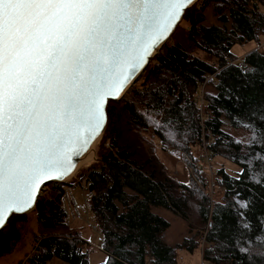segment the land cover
I'll return each mask as SVG.
<instances>
[{
	"label": "trees",
	"instance_id": "trees-1",
	"mask_svg": "<svg viewBox=\"0 0 264 264\" xmlns=\"http://www.w3.org/2000/svg\"><path fill=\"white\" fill-rule=\"evenodd\" d=\"M209 9L214 23L206 22ZM182 21L187 26L176 34ZM261 37L264 0H197L188 7L150 59L138 84L120 102L107 103L108 119L96 159L79 169L75 180L52 183L49 196L38 198L33 208L38 228L31 249L16 264H88L85 242L65 224L59 204L63 190L76 185H84L92 194L94 226L102 234V249L110 264H179L176 249L193 252L199 249L201 239L203 263L262 264L264 255L258 253H264V247L256 240L260 235L256 228L264 217V187L251 182L247 172L240 175L246 167L242 161L259 149L237 145L234 141L239 139L230 131L245 132L248 138L249 131L237 120L248 121L253 110L264 106ZM247 42L257 47L237 59L232 47ZM196 50L211 54L215 61L196 57ZM202 85L200 110L197 97ZM145 113L165 125L164 131L157 130ZM169 131L175 139L164 134ZM202 139L212 159H222L216 169L210 164V172L199 164L203 161L198 150ZM168 151L189 163L196 180L191 177L184 184L171 175L165 160ZM226 160L238 165L240 171L230 174ZM215 187L221 190L219 195ZM237 199L252 201L245 212L253 225L250 232L238 228ZM153 206L180 216L192 235H186L181 243H168L165 232L169 222L155 213ZM27 216L12 215L0 231V258L23 236L21 222H26ZM240 248L249 252L242 253Z\"/></svg>",
	"mask_w": 264,
	"mask_h": 264
},
{
	"label": "snow or ice",
	"instance_id": "snow-or-ice-1",
	"mask_svg": "<svg viewBox=\"0 0 264 264\" xmlns=\"http://www.w3.org/2000/svg\"><path fill=\"white\" fill-rule=\"evenodd\" d=\"M194 2L0 0V228L75 166L73 158L104 129L108 101L121 98ZM237 124L250 136L234 143L259 149L242 161L240 175L264 187V106ZM251 204L235 201L238 228L249 232ZM256 231L264 247V217Z\"/></svg>",
	"mask_w": 264,
	"mask_h": 264
},
{
	"label": "rangeland",
	"instance_id": "rangeland-1",
	"mask_svg": "<svg viewBox=\"0 0 264 264\" xmlns=\"http://www.w3.org/2000/svg\"><path fill=\"white\" fill-rule=\"evenodd\" d=\"M212 15H213L212 10L211 9L207 10V15H206V17H207L206 22L207 23L216 22L215 17H213ZM180 25L182 26V28L181 29L178 28L176 30V34H177V32L184 30L183 28H185L187 26L185 21L184 22L182 21ZM261 46L264 47V38H262V37H261V43H260L259 47H261ZM256 47H257L256 43L247 42V43H243V44L234 45L232 47L231 51L237 59H241L247 52L253 50ZM193 55H195L196 57H198V58H200V59H202L208 63H212L215 61L214 56H212L211 54H209L203 50H196L193 52ZM139 79L135 83L131 84L129 86V88L127 89V91L130 88H132L134 85L138 84ZM203 89H204V85H202L201 91L199 92L198 97H197L199 99V101H200L201 97H203V95H202ZM127 91L124 92L123 97L125 96ZM230 131L239 140L246 141L247 134L245 132L237 131L236 129H233V128H231ZM99 140L100 139L96 140V143L94 145V149H93L94 157H93V159H91L89 162H87L83 166L79 167L78 169H76V171L69 178H67L65 180L63 179L62 182H52V183H67L69 181L75 180L76 179V173L78 172V170L81 168H85L86 166H88L91 162H93L96 159L99 144H100ZM205 148H206V143H205L204 139H202L201 140V146L198 150L201 154H203ZM208 154H210V153L208 152ZM179 155L180 154L175 155L173 152H170V151L165 153V156H166L165 160H166V165L168 168L167 170L171 173V175H173L174 177L179 179L181 182H182V180L188 181L189 178H191V177L193 178L194 175H193V173H190L187 170V166H189V163H187L186 161L181 159V157ZM179 160H181V162ZM221 162H222V159L219 156H214L210 163L212 165V168L216 169V167L219 166V164ZM183 164L185 165V174H183L181 172V170H183V166H182ZM199 164L201 167H203V165L205 167H208V163L205 161L204 155H203V161ZM225 168L230 174H236L240 171V167L238 165L231 163L230 161H227V160L225 161ZM52 183H49L47 186L44 187V189L41 192V195L49 196L48 186L51 185ZM199 186H201V185H199ZM71 188L74 191L76 199L78 201H82L83 200V194L86 191V187L84 185H81V186L76 185L75 187L73 186ZM209 189L212 190L211 185L209 186ZM215 193H216V195H219L221 193V190L218 187H215ZM209 196L211 198L212 193H210ZM215 197L216 196H214V198ZM212 199L213 198H211V200ZM152 210L155 213L159 214L160 216L164 217L169 222V227L166 229V232H165V234H166L165 237H166V240L168 243H170V244L181 243L183 238L186 235L187 236L192 235V232L189 230L186 221L183 220L180 216H178V215L174 214L173 212H171L170 210H168L164 207H160V206H153ZM26 214L28 215L27 221L21 222V225H22L21 232L23 233V236L19 239L18 243L12 247L10 252L6 253L2 258H0V264H16L17 261L22 259L24 254L28 253V251L31 249V246L33 243V238H34V232L37 230L38 224L36 222L35 214L33 213V209L26 212ZM92 225H95V222L93 220V216L91 215V218L89 220H87L86 218L77 219V220L72 221L69 226H71L72 229L74 231L78 232L80 234L81 238H83V240L85 242L83 249H84V251H87V253H88V264H100V263H103L107 259V253L104 252V250L102 249L103 240H102L101 232L98 231L97 228H93ZM194 233L195 232H193V234ZM200 234H202L201 238H203L204 231L201 230ZM203 245H204V241H203V239H201V243L199 244V249H196L193 252L187 251L185 249H176V257H177L178 263L179 264H206V263H203L202 256H201ZM51 264H54V263H51ZM57 264H68V263L58 261Z\"/></svg>",
	"mask_w": 264,
	"mask_h": 264
},
{
	"label": "built area",
	"instance_id": "built-area-1",
	"mask_svg": "<svg viewBox=\"0 0 264 264\" xmlns=\"http://www.w3.org/2000/svg\"><path fill=\"white\" fill-rule=\"evenodd\" d=\"M202 106V97L199 101V108L201 110ZM204 159L208 163L207 170L211 171L210 162L212 161V156L208 154L207 149H204ZM187 170L191 172V168L187 166ZM194 178V177H193ZM195 179V178H194ZM92 194L90 191L86 190L83 194V200L78 201L75 197L74 191L71 187H67L63 190L60 198L59 204L64 212V222L66 225H70V223L77 219H84L86 218L89 220L91 218V207H90V199ZM93 228H96L92 225Z\"/></svg>",
	"mask_w": 264,
	"mask_h": 264
},
{
	"label": "water",
	"instance_id": "water-1",
	"mask_svg": "<svg viewBox=\"0 0 264 264\" xmlns=\"http://www.w3.org/2000/svg\"><path fill=\"white\" fill-rule=\"evenodd\" d=\"M196 1H197V0H195V2H196ZM195 2H194V3H195ZM189 7H190V6H189ZM181 19H182V18H181ZM181 19H180V21H181ZM180 21H179V22H180ZM179 22H178V23H179ZM177 25H178V24H177ZM177 25H176V26H177ZM175 28H176V27H175ZM175 28L172 30L171 34H172L173 31L175 30ZM171 34H170V35H171ZM170 35H169V36H170ZM169 36L167 37V39L169 38ZM167 39H166V40H167ZM166 40H165V41H166ZM165 41H164V42H165ZM164 42H163V43H164ZM163 43H161V44L159 45V47L154 51V53H153V55H152L151 58L154 57V55L158 52L159 48L162 46ZM151 58H150V59H151ZM146 67H147V66H146ZM146 67H145V68H146ZM144 70H145V69H144ZM144 70H143V72H144ZM143 72H142V73H141V74H140V75H139V76H138V77L132 82V84L135 83V82H136V81L142 76ZM130 85H131V84H130ZM130 85H129V86H130ZM129 86H128V88H129ZM128 88H127V89H128ZM127 89H126L125 91H127ZM123 95H124V93L121 95V98H120L119 100H113V99H110V100L120 102L121 99L123 98ZM110 100H109V101H110ZM109 101H108V102H109ZM102 132H103V130L99 133V135L96 136V138L90 143V145H91L92 143H94L96 140L99 139V137L101 136ZM90 145H89V146H90ZM89 146H88V147H89ZM82 155H83V154H82ZM82 155H81V156H82ZM81 156H79V157H74V158H73L74 165L77 164V162H78V160L80 159ZM74 168H75V166H74L69 172H67V173L64 175V178L67 177V176L73 171ZM64 178H63V179H64ZM63 179L48 181L46 184L42 185V187H41V191H40L39 195L37 196V198H36V200H35V203H36V201L38 200V198L40 197L41 192H42V190L44 189L45 186H47L49 183H52V182H62ZM35 203H34L33 206H32L29 210H27L26 212H28V211H30L31 209H33L34 206H35ZM26 212H23V213H26ZM23 213H14V214H12V215L23 214ZM12 215H11V216H12ZM11 216H9V218H10ZM9 218L7 219V222H6L5 226H4L3 228H0V231L3 230V229L7 226Z\"/></svg>",
	"mask_w": 264,
	"mask_h": 264
},
{
	"label": "bare ground",
	"instance_id": "bare-ground-1",
	"mask_svg": "<svg viewBox=\"0 0 264 264\" xmlns=\"http://www.w3.org/2000/svg\"><path fill=\"white\" fill-rule=\"evenodd\" d=\"M95 143H96V141L88 147V150L86 152H84L83 155L80 157V159L78 160L77 164L75 165V168L73 169V171L67 177H65L64 180L69 178L70 176H72V174L76 171V169L83 166L84 164L89 162L91 159H93V157H94L93 149H94Z\"/></svg>",
	"mask_w": 264,
	"mask_h": 264
},
{
	"label": "crops",
	"instance_id": "crops-1",
	"mask_svg": "<svg viewBox=\"0 0 264 264\" xmlns=\"http://www.w3.org/2000/svg\"><path fill=\"white\" fill-rule=\"evenodd\" d=\"M180 162H181V160H179ZM180 164V163H179ZM182 164V163H181ZM183 166V170H181V172L183 173V174H185V165L183 164L182 165ZM184 178V177H183ZM188 179V178H187ZM182 182L184 183V184H187L188 183V181H185V180H182Z\"/></svg>",
	"mask_w": 264,
	"mask_h": 264
}]
</instances>
